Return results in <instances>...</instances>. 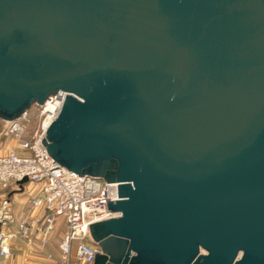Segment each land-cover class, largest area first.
<instances>
[{
	"label": "water",
	"instance_id": "water-1",
	"mask_svg": "<svg viewBox=\"0 0 264 264\" xmlns=\"http://www.w3.org/2000/svg\"><path fill=\"white\" fill-rule=\"evenodd\" d=\"M57 90L49 155L117 182L94 264H264V0H0V119Z\"/></svg>",
	"mask_w": 264,
	"mask_h": 264
},
{
	"label": "built area",
	"instance_id": "built-area-1",
	"mask_svg": "<svg viewBox=\"0 0 264 264\" xmlns=\"http://www.w3.org/2000/svg\"><path fill=\"white\" fill-rule=\"evenodd\" d=\"M66 92L49 94L39 109L40 119L25 136L28 110L13 119H5L2 134L11 138L8 147L0 151V264H10L12 243L24 241L25 249L44 253L53 264H94L99 247L90 235V224L116 216L108 211L107 202L117 199V182H106L101 177L76 173L60 165L49 155L41 142L47 127L58 114ZM37 186V195L30 198L31 209L42 208L43 215L26 213L16 217L6 190L19 180ZM64 222L62 238L57 242L58 254L45 252L54 242L57 220ZM38 235V245L34 239ZM27 252L22 264H28Z\"/></svg>",
	"mask_w": 264,
	"mask_h": 264
},
{
	"label": "crops",
	"instance_id": "crops-1",
	"mask_svg": "<svg viewBox=\"0 0 264 264\" xmlns=\"http://www.w3.org/2000/svg\"><path fill=\"white\" fill-rule=\"evenodd\" d=\"M2 148H0V151ZM28 182V181H27ZM26 183V182H25ZM23 183L21 186L16 183L6 190V196L10 199L13 213L16 217H21L26 213L31 215L41 216L44 213L42 208L31 209L29 200L33 196L37 195V186L33 183ZM64 231V222L62 219L57 220V226L53 234L54 242L52 245L46 247L45 252H52L53 256H57L58 248L57 242L62 238ZM38 235L34 239V245H38ZM26 244L20 239H16L12 243V259L10 264H22V256L27 252L28 264H53V260L45 257L44 253H40L34 249L27 251L25 249Z\"/></svg>",
	"mask_w": 264,
	"mask_h": 264
},
{
	"label": "rangeland",
	"instance_id": "rangeland-1",
	"mask_svg": "<svg viewBox=\"0 0 264 264\" xmlns=\"http://www.w3.org/2000/svg\"><path fill=\"white\" fill-rule=\"evenodd\" d=\"M29 115H28V122H25L26 129H25V136L30 138L29 134L32 132V130L36 127L40 116H39V109L37 108L36 104H32L28 109ZM4 128V122L0 119V148L8 147L9 143L11 142V138L4 136L2 134ZM29 182V181H28ZM26 182L25 184H27Z\"/></svg>",
	"mask_w": 264,
	"mask_h": 264
}]
</instances>
